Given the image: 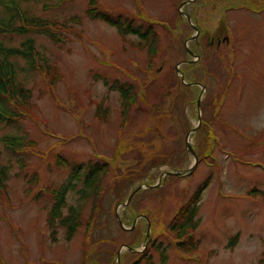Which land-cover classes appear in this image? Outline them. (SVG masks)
Segmentation results:
<instances>
[{
	"label": "rangeland",
	"instance_id": "obj_1",
	"mask_svg": "<svg viewBox=\"0 0 264 264\" xmlns=\"http://www.w3.org/2000/svg\"><path fill=\"white\" fill-rule=\"evenodd\" d=\"M1 1L24 16L67 25L53 30L61 41L0 33L7 48L32 40L54 68L50 78L10 59L32 108L11 124L0 122V165L8 169L0 264H132L143 255L138 264H264V0H94L125 28L150 31L154 54L138 36L89 18V0ZM0 16L7 17L1 4ZM122 89L137 96L126 119ZM0 99L11 114L12 103ZM100 105L104 118L97 117ZM6 137L29 146L7 148ZM101 167L94 199L85 177ZM73 173L80 179H72L77 187L63 213L75 207L80 225L69 240L65 227L49 226L56 201L45 189L68 183ZM208 178L194 233L198 250L180 251L172 221ZM117 214L133 229L122 228Z\"/></svg>",
	"mask_w": 264,
	"mask_h": 264
},
{
	"label": "trees",
	"instance_id": "obj_2",
	"mask_svg": "<svg viewBox=\"0 0 264 264\" xmlns=\"http://www.w3.org/2000/svg\"><path fill=\"white\" fill-rule=\"evenodd\" d=\"M0 4L5 7L7 14L6 18L0 16V33L11 32L17 34H44L56 41H61V38L53 30L57 29L58 31L63 29L67 25L66 22L52 23L39 17H27L24 16L25 14L21 12L14 3H5L1 1ZM88 6L87 15L92 20L100 19L106 22L108 25L116 28L123 37H126L128 34L138 36L141 43L148 47L150 54H154L158 51L157 38L152 36L150 31L142 33L139 30L133 29L131 24L125 28L120 21V17L115 18L112 14L102 11L96 6L94 0H89ZM20 20L23 24L18 25ZM73 20L78 21L77 18H74ZM222 28L223 32L227 35L226 23L224 20L222 22ZM12 57L22 58L32 70H36L37 67L39 69L41 68L42 72H44L47 77L53 78L52 75L54 73V68L48 64L46 59L41 57L40 53L35 49L32 40L25 42L20 48H7L0 45V95L4 96L5 100L7 99L10 101L14 108V111L9 114L0 106V122H5L7 124L13 123L23 115L25 116V112L32 108V93L23 83L17 81L15 65L10 60ZM121 92L123 93V98L125 100V109L123 114L124 119H126V112L132 103L136 101L137 96L132 95L123 89ZM0 103L3 105L6 104L5 101H0ZM105 115L106 110L100 105L99 110L97 111V117L102 116L104 118ZM5 141L6 147L10 149L29 146V143L25 144V139L21 137H6ZM103 170L105 169L102 167L91 170L85 177V187L88 192L94 196V199H97L100 191V184L98 182L101 178ZM78 176V173H73L68 183L62 184L59 188L45 189V192L56 201L49 212V226L52 227L60 224L65 227L67 239L69 240L76 233V230L80 225L78 217L79 210L70 206L68 214L64 215L63 209L68 206L66 202L68 192L75 190L77 187V184L74 183L72 179H76ZM78 178L80 179V176ZM7 179L8 169L6 166L0 165V192L2 193L7 190ZM209 179L210 178L207 179V182L204 185L197 189L186 205L179 209L172 221L171 230L176 240L175 245L180 251L193 253L198 250V244L194 243V236L192 233L195 232V228L198 225L196 219L200 210L201 198L203 192L207 188ZM84 193V195H90V193H86L85 190ZM252 193L255 194L256 190H253ZM260 194L264 195L262 192H260ZM97 208L98 207L96 206V209ZM236 243L237 238L233 237L230 240L229 246L233 247ZM142 257L144 258V255L140 256L132 264H138L137 262L141 261ZM162 257L165 258L164 255Z\"/></svg>",
	"mask_w": 264,
	"mask_h": 264
},
{
	"label": "water",
	"instance_id": "obj_3",
	"mask_svg": "<svg viewBox=\"0 0 264 264\" xmlns=\"http://www.w3.org/2000/svg\"><path fill=\"white\" fill-rule=\"evenodd\" d=\"M193 1H195V0H189V1H185V2H183L182 3V6H184V5H186V4H190L191 2H193ZM184 16L185 17H187V19L188 20H191V18H190V16H188L187 14H184ZM197 30V29H196ZM198 31V30H197ZM195 39V37H193V38H191V40L193 41ZM188 52L190 53V54H192L193 55V53L190 51V50H188ZM176 71L178 72V74L182 77V79H183V81H184V77H183V74L181 73V71H180V69L177 67L176 68ZM190 86H192V85H195V84H189ZM203 88H205V87H203ZM203 95V92L201 93V96ZM200 96V97H201ZM200 100H201V98H199V101H198V107H200ZM201 122V118L199 117V123ZM197 131V127L196 128H194L190 133H189V136H192L195 132ZM187 147H188V150H190V152L194 155V157H195V159H196V162H197V158H196V154H195V152H194V149L192 148V146L190 145V144H188L187 143ZM167 174H171V173H167ZM173 174V173H172ZM175 175H181V174H183V172H177V173H174ZM149 188L150 187H153V186H148ZM142 189V186L141 187H139L136 191H139V190H141ZM133 195V194H132ZM132 195L129 197V199H128V201L126 202V203H124L123 204V206L124 207H126L127 205H128V203H129V201H130V199H131V197H132ZM117 218H118V221H119V224L122 226V228H124V229H126L125 228V226H124V223H123V221H122V219H121V217H120V215L119 214H117ZM147 239L148 240H151V237H150V229L148 230V234H147ZM130 251H134L132 248H128ZM139 252V251H138ZM120 253L118 254V259L120 260Z\"/></svg>",
	"mask_w": 264,
	"mask_h": 264
}]
</instances>
